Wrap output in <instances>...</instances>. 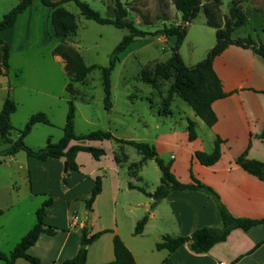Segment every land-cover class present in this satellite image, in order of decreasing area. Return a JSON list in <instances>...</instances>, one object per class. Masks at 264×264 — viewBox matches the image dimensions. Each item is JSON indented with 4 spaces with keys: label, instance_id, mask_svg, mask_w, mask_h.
<instances>
[{
    "label": "crops",
    "instance_id": "crops-1",
    "mask_svg": "<svg viewBox=\"0 0 264 264\" xmlns=\"http://www.w3.org/2000/svg\"><path fill=\"white\" fill-rule=\"evenodd\" d=\"M51 12L52 8L42 5L39 1H33L23 13L17 16L12 27L0 32V39L7 45L9 52L8 66L4 68L0 45V66L2 67L0 109L4 99L9 96L16 105V110L10 117L12 124V119L19 107L23 108V104L35 105L39 107L35 112L44 113L50 124H55L63 133L69 101V94L65 90L67 84H64L60 94L56 95L51 90L52 87L48 88V84H52L51 77H39L35 79V83H30L14 75V73L21 72L22 66L14 65L13 57L25 51L41 48H47L45 54L42 55V60L49 58L52 63L65 69V61L54 53L55 47L60 45L62 40L54 36L50 19ZM213 70L220 80L222 91L228 94L212 104L216 123L207 127L197 117L194 120L189 118L188 120L194 125L200 120L208 128V137L212 144L216 138L222 141L221 156L214 165L204 166L209 175L205 176L207 178L199 177L198 180L217 193L220 201L233 216L261 219L264 218V183L245 172L236 164V159L243 156L246 160L264 162V145L258 138L264 129V95L262 94L264 92V61L249 48L229 45L213 60ZM53 111L56 113L54 116L56 121L51 116ZM29 116L30 114H23L21 128ZM36 126L37 124L33 128ZM47 139L51 140L49 137ZM118 144L123 147L126 145ZM10 159H13V156H10ZM123 160H127L124 155ZM64 162V159L39 162L45 165V171H40V165L34 161L26 162L28 167L32 166L36 171L35 175H41L35 181L37 189L32 188L31 180L28 179L31 196L45 198L43 202L51 200L46 210L44 228L52 229L54 234H40L35 244L27 250L29 255L39 260V264H62L64 260L74 257L79 249L84 228L87 229V236L102 232L87 246L85 264H105L113 260L112 238L114 234L130 251L136 264H264V228L260 225L253 226L247 231L232 230L224 242L216 244L205 254L191 252L187 244L172 253L164 249L157 250L155 245L165 235L188 236L203 226L220 228L221 218L213 200L201 192L176 190L170 192L150 210L152 199L136 189H130L128 184L141 187L131 180L125 178L117 180L118 183L112 195V190L105 193L100 176L96 175L91 178L94 176L95 169L84 175L76 163L77 171L70 172L67 169L64 172ZM131 164L127 167L128 177L140 179L138 173L145 162L138 169H130ZM115 170L111 168L110 171ZM73 173H76L77 177L72 178L70 186L63 190L59 187L58 190L54 189L50 192L52 180ZM112 176L120 178V175ZM96 177L100 178L101 191L94 198L90 209L86 206H84L85 210L82 209L84 218L80 220L77 216H69L73 205L77 206L75 207L77 210L85 204ZM134 191H137L144 199H137L135 203L134 197L130 195ZM72 192L74 196L67 201L66 207L59 215H55L52 209L55 197L68 196ZM104 202L105 205H103ZM107 211L110 213V218L107 216L109 214ZM101 213L105 214L104 221L99 219ZM145 215H148V218L142 232L134 235L135 224ZM121 216L129 217L128 230L120 227L123 226V222L116 221L115 217L118 219ZM74 217L76 220L73 219ZM21 261L25 260L19 258L15 264H23L20 263Z\"/></svg>",
    "mask_w": 264,
    "mask_h": 264
},
{
    "label": "rangeland",
    "instance_id": "rangeland-1",
    "mask_svg": "<svg viewBox=\"0 0 264 264\" xmlns=\"http://www.w3.org/2000/svg\"><path fill=\"white\" fill-rule=\"evenodd\" d=\"M81 1L88 3L103 17L107 15V7L114 6V0ZM119 1L126 9L127 19L131 20L138 29L148 34L143 38L136 39L119 55V62L110 76L112 108L109 111L103 108L101 68L108 65L111 51L122 37L128 34V31L85 19L73 2L63 5L67 11L74 15L76 24L74 34L67 38L65 44L80 54L85 65L95 66V69L87 74L83 82L73 84L74 94L68 97L76 108L75 133L87 134L101 129L110 132L116 139L147 143L155 149L164 164L170 165V171L177 181L188 184L191 182V176L197 180L199 177L207 178L205 177L209 175L207 168L196 161L194 153L212 150L213 144L208 137V128L198 120L199 122L194 125L198 140L189 141L186 130L187 120L188 118L195 119L191 108L177 96L173 97L170 106H164L167 89L173 80L172 70L169 69L170 77L166 80L154 74L157 64L168 67L174 39H169L163 34L154 35L153 33L165 26L183 27L181 14L175 9L174 0ZM201 1L205 3L207 0ZM231 1L220 0V15L222 17L227 16ZM240 1L247 21L245 25L234 30L232 37L251 36L256 43L264 45V0ZM17 3L18 0H0V19L7 10H11ZM144 18H147L148 25L144 23ZM186 27L187 33L179 46L178 53L185 66L191 67L204 60L208 51L214 46L215 31L205 24V16L202 11L189 24H186ZM46 50L47 48L29 50L13 57V64L22 66L21 72L14 73V75L20 76L19 78L30 83H35V79L39 77H51L52 84H48V88L52 87L53 93L59 95L62 86L69 82L70 77L65 69L52 63L49 58L45 61L42 60V55ZM142 71H145L152 79L150 84L142 80ZM36 108L39 107L26 106L25 104H23V108H18V112L12 119L10 132L12 140L18 137L23 114L31 116L38 113L39 111L35 112ZM165 109L170 114L165 113ZM51 114L53 120L56 121V118L54 119L56 113L53 111ZM62 134L55 124L38 123L25 136L23 142L29 148L37 150L45 146L48 137L51 138V142H57ZM85 144L102 148L105 151L99 160H94L87 153H78L76 156V163L80 166L82 174L86 175L89 171L96 170L91 178L96 175L101 177L105 193L112 190L113 195L117 180L121 178L131 180L146 191H154L159 185L161 173L154 160L145 162L138 173L140 179L128 177V165L137 163L141 157L133 147L129 145L123 147L114 139L94 143L86 142ZM8 147V144L0 142V153ZM123 155L127 160H123ZM12 156L13 159H10V156L0 155V251L5 254H9L20 238L31 228L29 226L34 225L36 222L35 211L45 200V198L31 196L28 179L31 180L32 188L37 189L35 181L41 175H35L36 171L32 166L28 167L26 162L34 161L39 164L40 171H45V165L28 159L23 151ZM111 168L116 170L110 171ZM104 175L106 176L104 177ZM112 175H120V178ZM73 177H77L76 173L69 176L64 175V180L62 177L52 180L50 192H53L54 189L58 190L59 187L63 190L70 186ZM130 195L134 197L135 203L137 199H144L137 191L131 192ZM73 196L74 192L68 196L55 197L53 213L59 215L66 207L67 201ZM112 200L111 197V202ZM84 206L85 204L76 210L77 206L73 205L68 215L77 216L82 220ZM107 216L110 218V213ZM125 218L121 216L117 219L115 217L117 222H123V226L120 227L128 230L129 217ZM99 219L104 221L105 214L101 213ZM20 263L26 264L25 261Z\"/></svg>",
    "mask_w": 264,
    "mask_h": 264
},
{
    "label": "trees",
    "instance_id": "trees-1",
    "mask_svg": "<svg viewBox=\"0 0 264 264\" xmlns=\"http://www.w3.org/2000/svg\"><path fill=\"white\" fill-rule=\"evenodd\" d=\"M33 1H39L42 5L52 8L50 19L54 36L62 40V43L55 47L54 53L65 61V71L70 77L65 90L69 96H73L74 94L73 84L83 82L87 74L95 69V66L85 65L80 54L71 46L65 44L64 41L74 34L76 24L74 15L67 11L63 5L68 2H73L78 8L81 16L85 19L92 20L102 25H112L115 28L126 29L128 31V34L124 35L111 51L108 65L101 68L103 108L109 111L112 107L110 76L114 67L119 62V55L136 39L143 38L148 33L138 29L131 20L127 19L126 9L119 0H114V6L107 7V15L105 17L93 10L88 3L81 0H18V3L0 19V32L12 27L17 16L23 13ZM240 2V0H232L228 8L227 16L222 17L220 15V0H207L205 3H202L201 0H174L173 5L181 14V20L184 26H165L153 33L154 35L163 34L169 39H174V44L171 47V56L168 59V67L163 64H157L154 68V74L164 80L170 77L169 69L173 72V80L167 89L164 106H170L173 97L177 96L191 108L194 116L199 118L207 127L213 126L217 121L212 109L213 102L228 96L227 93L222 91L220 80L213 70V60L215 57L220 55L229 45H235L245 49L250 48L264 61L263 44L256 43L251 36L243 38L232 37L234 30L245 25L247 21V16ZM200 11H202L205 16V24L215 31V44L208 51L204 60L194 66L187 67L183 63L178 49L187 33L186 24H189ZM144 23L147 25L149 24L147 18H144ZM0 45L2 46V67L7 68L9 58L8 47L1 39ZM2 67L0 66V74ZM141 77L142 80L148 84L152 82V79L145 71H142ZM262 94L264 95V92ZM15 110V103L7 96L0 109V142L8 144L9 147L1 152L0 155L12 156L19 151H23L28 159H33L38 162H45L49 159H64L68 163V171L74 172L78 170L75 158L79 152L88 153L94 159H99L105 154L102 148L87 145L85 144L86 142H102L114 139L118 143L133 147L140 154V161L131 164L130 169H138L147 160L155 161L161 176L159 185L153 192H147L142 187L128 184L130 189H136L146 197L152 199L150 210L170 192L176 190L201 192L213 200L219 210L222 223L220 228L203 226L197 228L188 236L173 237L165 235L161 238V241L155 245L157 250L164 249L172 253L179 247L187 244L191 252L195 254H205L216 244L224 242L232 230L240 229L247 231L251 227L257 225L264 228V218L251 219L233 216L220 201L217 193L193 176H191V183L188 184L177 181L170 171V165L164 164L158 157L155 149L147 143L115 139L110 132L101 129L87 134H76L74 130L76 108L73 101L70 99L68 101L62 137L57 142H51L50 139H47L45 146L37 150H33L26 146L23 139L30 133L35 124L42 123L50 125L48 118L42 112L31 115L22 129L19 130L18 137L12 140L10 138V132L12 130L10 117ZM164 112L170 114L166 109ZM186 130L188 140L194 141L197 135L192 121L187 120ZM258 138L264 145V129L259 134ZM221 142L219 138H216L210 153L196 151L194 153V158L203 166L214 165L221 156ZM236 164L245 172L255 176L264 183V162L246 160L243 156H240L236 159ZM100 191L101 181L99 177H96L93 182L90 196L85 201L87 209H90L94 198ZM50 204L51 200L48 199L36 210L35 224L20 238L9 254L0 251L1 264H15V261L19 258L24 259L29 264H39V260L29 255L27 250L35 244L40 234H54L52 229L44 228V218ZM147 218L148 215H145L135 224L133 231L134 235H138L142 232ZM101 234L102 232H98L87 236V229L84 228L76 255L70 259L64 260L62 264H85L87 246L95 241ZM112 250L113 260L105 264H136L132 254L116 234H114L112 238Z\"/></svg>",
    "mask_w": 264,
    "mask_h": 264
},
{
    "label": "water",
    "instance_id": "water-1",
    "mask_svg": "<svg viewBox=\"0 0 264 264\" xmlns=\"http://www.w3.org/2000/svg\"><path fill=\"white\" fill-rule=\"evenodd\" d=\"M63 166H64L63 171L66 172L68 169V163L65 161Z\"/></svg>",
    "mask_w": 264,
    "mask_h": 264
},
{
    "label": "built area",
    "instance_id": "built-area-1",
    "mask_svg": "<svg viewBox=\"0 0 264 264\" xmlns=\"http://www.w3.org/2000/svg\"><path fill=\"white\" fill-rule=\"evenodd\" d=\"M73 219L76 220V217H74Z\"/></svg>",
    "mask_w": 264,
    "mask_h": 264
}]
</instances>
